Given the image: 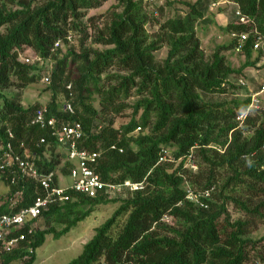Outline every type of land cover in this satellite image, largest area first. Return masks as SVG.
Masks as SVG:
<instances>
[{
	"label": "trees",
	"instance_id": "trees-1",
	"mask_svg": "<svg viewBox=\"0 0 264 264\" xmlns=\"http://www.w3.org/2000/svg\"><path fill=\"white\" fill-rule=\"evenodd\" d=\"M9 1L19 7L9 9L0 0V27L8 24L7 31L0 33V141L8 140L6 130L10 127L15 147L20 149V142H25L37 154L35 161L44 172L55 170L65 156L57 152L59 145L51 132L31 122L40 104L25 107L20 93H6L11 86L23 89L43 78L37 63L20 59V54L30 48L52 62L50 112L66 121H81L86 131L81 145L89 150L104 149L96 166L101 177L107 181H141L147 177V185L125 198L71 192L72 200L52 205L41 215L45 228L37 226L32 234L27 227L16 228L15 232H26L27 239L12 251L3 250L0 243V264H35L37 249L47 235L61 237L96 205L117 201L121 203L113 215L66 264H264V235L258 239L249 236L255 228L254 219L264 218V108L247 114L239 126L237 117L250 105L249 95L229 101L206 100L202 95L231 92L235 88L232 79L258 64L261 52L254 58L253 49L256 35L249 34L242 50L246 59L234 67L223 50L235 49L237 37L218 45L209 59L202 47L197 25L215 22L206 14L211 0H164L152 10V4L143 0H117L109 10L108 24L94 38V42L110 47L97 49L85 45L90 37L88 27L95 19L87 13L108 0H45L37 5L35 0ZM236 1L264 35V0ZM174 4L186 10L160 21L164 8ZM151 23L159 24L153 38L147 28ZM251 26L236 23L234 15L221 28L232 36L233 32L249 31ZM73 32L82 35L81 48H70L60 55L55 42L68 43L67 36ZM165 43L168 54L159 62L155 51ZM112 68L116 72L109 73ZM106 81L115 84L107 85ZM133 89L139 98L130 121L119 128H114L112 121L97 126L95 120L101 110L94 106L95 95L106 109L119 111L117 100L128 98ZM59 96L72 101L75 113L61 108ZM138 126L148 131L132 133ZM42 136L46 137L44 143H40ZM113 143L124 151L110 149ZM162 146L174 148L177 156L194 147L202 156L209 171L187 174L201 189L215 186L212 199H204L207 207L185 199L183 178L173 164H157ZM71 166L68 160L63 172L67 174ZM219 167L233 172L220 190L215 175ZM240 182L246 184L245 193L251 196L248 199L242 198L240 189L235 190L239 195L228 193L229 186ZM6 184L8 200L0 212L20 210L38 192L34 181L22 190L9 180ZM253 199H258L256 205H252ZM230 202L247 216L233 219L228 210ZM165 215L181 219L184 227L169 225L163 220ZM53 221L63 227L57 229L51 225Z\"/></svg>",
	"mask_w": 264,
	"mask_h": 264
},
{
	"label": "built area",
	"instance_id": "built-area-1",
	"mask_svg": "<svg viewBox=\"0 0 264 264\" xmlns=\"http://www.w3.org/2000/svg\"><path fill=\"white\" fill-rule=\"evenodd\" d=\"M148 4H162L164 0H143ZM232 4L234 6V15L238 24H252L247 32H233L232 37H237L239 43L235 50L242 52L243 45L249 37L250 33L256 35L253 41V49L256 52H261L264 56V35H261L253 22L252 18L245 14L239 3L236 0H213V5ZM68 42L73 41V34L67 36ZM61 40L55 42V48L60 46ZM20 59L26 63L43 64L46 60L34 52L33 56L29 54H20ZM51 61V60H50ZM52 62L51 67L44 73L43 80L46 83L51 82ZM238 84L247 86L244 78L238 79ZM69 88L71 85L68 86ZM248 95L251 98L250 105L247 110L237 117L239 126L243 125L247 114L260 110L264 106V82L257 89H250ZM63 110L70 114L75 113V107L71 100H66L63 103ZM32 124L38 125L41 128H47L55 137L60 148L66 153L67 160L72 163L69 172L67 173L72 178V183L62 185L60 180L63 174L57 173L55 170L44 172L37 165L35 159L37 154L30 150L25 142H20V149H17L13 143L15 138L14 131L8 127V140L0 141V181L6 182L9 180L12 184L21 187V190L27 186L29 182H35L38 187V192L33 201L22 207L18 211L0 212V243L1 248L5 251H12L18 247L22 241L27 239L26 232H15L16 228H26L28 233L35 232L38 226V221L41 215L47 211L52 205L63 204L72 200L71 192L87 195L89 197H97L105 195L110 198H125L134 191L144 190L147 185V177L141 181H133L126 179L123 181L104 180L99 172L96 171V166L104 154V149L89 150L81 145L82 140L86 135L85 128L81 121H66L58 118L50 112L48 104L41 105L37 108L32 117ZM141 127L138 126L132 133H138ZM46 142V137L40 138V143ZM220 151H224L221 146L213 145ZM110 149L124 151V147L117 143L110 145ZM170 163L177 169V174L183 178V187L185 189V199L193 202L194 205L207 207L208 203L204 199H212L211 192L215 186L207 189H201L194 185L189 179L187 173H196L199 171V163L197 160L195 148L192 147L187 153L177 156L174 148L162 146L157 164ZM181 165V167H180ZM20 182V183H19ZM19 184V185H18ZM18 191V190H17ZM20 191V190H19ZM8 200V196L0 198L1 206ZM165 215L163 220H165ZM29 250L32 252L33 247Z\"/></svg>",
	"mask_w": 264,
	"mask_h": 264
},
{
	"label": "rangeland",
	"instance_id": "rangeland-1",
	"mask_svg": "<svg viewBox=\"0 0 264 264\" xmlns=\"http://www.w3.org/2000/svg\"><path fill=\"white\" fill-rule=\"evenodd\" d=\"M8 4L9 9H16L19 6L15 2L9 0H1ZM213 2V0H211ZM45 0H35V4H42ZM212 2L209 5V8L206 11V14L211 16L214 19V23H209L206 26L199 23L197 25V31L201 39L202 47L205 51L206 57L209 59L212 53L216 50L218 45L228 43L232 36L226 33L221 27L226 26L230 21L234 19L233 5L232 4H221L213 5ZM117 3V0H108L102 6L98 8L90 9L87 13L88 17H95L94 23H91L88 27V33L90 37L85 42L86 46H92L97 49H105L110 47L103 43L94 42V38L97 36L98 31L101 28L105 27L110 19L111 12L109 10L113 5ZM160 4V3H158ZM157 4L150 5V10H152ZM120 9V8H118ZM186 8L180 4L168 5L164 8V13L159 17L160 21L165 20L167 17L175 15L178 11H185ZM151 38L155 37V32L159 30L158 23H151L147 25ZM8 29V24H5L0 27V33H5ZM82 35L73 32V41L65 43L62 42L59 46V54L62 55L66 53L70 48H75L79 50L82 46L81 44ZM169 46L168 44H163L160 49L155 51L156 58L161 62L168 54ZM223 53L226 55L228 61L234 67H239L245 61V54L235 49L223 50ZM23 54L32 55L34 52L32 49H26ZM258 56L257 52H254V58ZM261 59L256 66L247 67L244 72L238 75L236 78L232 79V82L235 84V88L228 93H202L204 99L213 100V101H229L234 97L243 98L245 95H248L250 89H257L262 82H264V66H260L264 63V56L261 54ZM40 67L41 73H44L47 69L51 67V61L46 60L42 65L37 63ZM109 73L116 72V69L112 68L108 71ZM122 73H125L122 71ZM45 74V73H44ZM244 78L247 82V86H241L238 84L239 78ZM107 85L115 84V81L110 83L106 81ZM8 96L13 95L14 93L21 94L22 105L28 107L35 103H39L40 106L48 104L52 98V89L49 88V83L44 82L41 78L38 82H33L27 85L23 89H19L16 86H11L6 90ZM94 106L101 110L100 116L95 120L97 126L102 127L113 122L114 128H119L122 124H126L134 116V103L139 98L136 94V90L133 89L128 98L120 97L117 100V107L119 111H114L111 109H106L100 102L97 95H95ZM58 102L63 107L65 98L59 96ZM264 106L261 107V110ZM256 111V110H255ZM254 111V112H255ZM142 113L140 110L136 113V118H139ZM139 131L146 132L148 129L142 128ZM139 133V132H138ZM57 152H64L63 148L58 147ZM197 160L199 163L200 169L204 172L209 171V167L206 162L203 160L202 156L196 153ZM66 153L65 156H61V163L55 168V171L59 174H63L60 183L62 185H69L72 183V178L63 172L62 168L67 162ZM244 170V167H242ZM232 171L227 167H219L215 169V175L217 180L218 190H220L222 184L232 175ZM246 182L248 178L246 175H242ZM245 183H238L237 186L232 184L228 187V193L231 195H239L235 192L236 189H240L242 193V198L248 199L251 197L249 194L245 193L246 190ZM9 192V186L6 182L0 181V198L6 196ZM252 205L258 203V199L251 200ZM121 201L101 203L95 206V209L83 220L79 221L77 225L72 227L70 231L62 235L61 237L55 238L52 234L47 235L45 243L37 249V259L35 264H66L73 258L77 257L83 250L84 244L90 240L96 233V228L101 226L109 217H111L114 211L118 208ZM228 210L231 213L233 219L238 217H246L245 212L237 211L236 207L232 202L228 204ZM254 231H252L249 236L258 239L264 235V218L257 217L254 219ZM165 222L169 225L176 227L177 229H182L183 221L171 215L165 217ZM38 227L45 228L44 218L40 217L38 221ZM51 225L55 226L57 229H61L63 224L58 222H52ZM163 232V231H162ZM168 233V232H167Z\"/></svg>",
	"mask_w": 264,
	"mask_h": 264
},
{
	"label": "crops",
	"instance_id": "crops-1",
	"mask_svg": "<svg viewBox=\"0 0 264 264\" xmlns=\"http://www.w3.org/2000/svg\"><path fill=\"white\" fill-rule=\"evenodd\" d=\"M233 9H234V6H233Z\"/></svg>",
	"mask_w": 264,
	"mask_h": 264
}]
</instances>
